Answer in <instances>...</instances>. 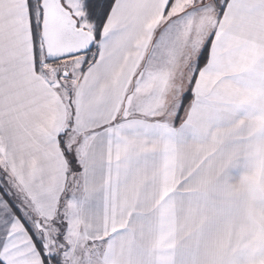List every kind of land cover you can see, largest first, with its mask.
Listing matches in <instances>:
<instances>
[{
  "label": "snow or ice",
  "instance_id": "1",
  "mask_svg": "<svg viewBox=\"0 0 264 264\" xmlns=\"http://www.w3.org/2000/svg\"><path fill=\"white\" fill-rule=\"evenodd\" d=\"M0 264H264V0H0Z\"/></svg>",
  "mask_w": 264,
  "mask_h": 264
}]
</instances>
